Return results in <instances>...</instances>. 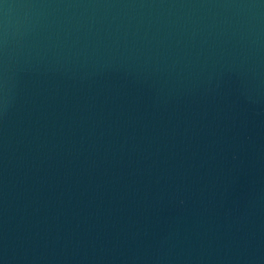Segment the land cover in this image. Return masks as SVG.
Segmentation results:
<instances>
[{"label":"water","instance_id":"95a60500","mask_svg":"<svg viewBox=\"0 0 264 264\" xmlns=\"http://www.w3.org/2000/svg\"><path fill=\"white\" fill-rule=\"evenodd\" d=\"M0 264H264V0H0Z\"/></svg>","mask_w":264,"mask_h":264}]
</instances>
